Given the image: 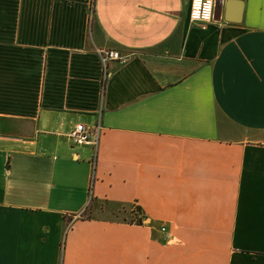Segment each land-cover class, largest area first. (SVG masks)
<instances>
[{
	"label": "crops",
	"instance_id": "crops-1",
	"mask_svg": "<svg viewBox=\"0 0 264 264\" xmlns=\"http://www.w3.org/2000/svg\"><path fill=\"white\" fill-rule=\"evenodd\" d=\"M216 1L0 0V264H264V0Z\"/></svg>",
	"mask_w": 264,
	"mask_h": 264
},
{
	"label": "built area",
	"instance_id": "built-area-1",
	"mask_svg": "<svg viewBox=\"0 0 264 264\" xmlns=\"http://www.w3.org/2000/svg\"><path fill=\"white\" fill-rule=\"evenodd\" d=\"M215 8V0H190L189 7V20L192 23H207L213 19V13ZM92 7L89 6V11L91 13ZM100 54L101 62L103 65V73L106 75L108 73L107 63L110 60H123L124 57L119 50L114 48L102 47L98 49ZM102 126L99 122L95 125H85L82 123L76 124L68 132L69 138L75 143H87L92 144L94 151H96L97 141L100 137ZM95 158V152H94ZM94 158L92 160L94 169ZM91 178H93L91 176ZM161 230H165L162 226Z\"/></svg>",
	"mask_w": 264,
	"mask_h": 264
},
{
	"label": "rangeland",
	"instance_id": "rangeland-1",
	"mask_svg": "<svg viewBox=\"0 0 264 264\" xmlns=\"http://www.w3.org/2000/svg\"><path fill=\"white\" fill-rule=\"evenodd\" d=\"M115 212L117 213L118 216L123 217L126 220H134L138 215V212H136L135 205L131 204V201H129L124 208L119 209V212L118 211Z\"/></svg>",
	"mask_w": 264,
	"mask_h": 264
},
{
	"label": "water",
	"instance_id": "water-1",
	"mask_svg": "<svg viewBox=\"0 0 264 264\" xmlns=\"http://www.w3.org/2000/svg\"><path fill=\"white\" fill-rule=\"evenodd\" d=\"M218 3H219V1H216L215 8H214V13L218 11V7L216 6V4H218Z\"/></svg>",
	"mask_w": 264,
	"mask_h": 264
},
{
	"label": "trees",
	"instance_id": "trees-1",
	"mask_svg": "<svg viewBox=\"0 0 264 264\" xmlns=\"http://www.w3.org/2000/svg\"><path fill=\"white\" fill-rule=\"evenodd\" d=\"M135 208H136V206H135ZM140 216H142V215H140Z\"/></svg>",
	"mask_w": 264,
	"mask_h": 264
}]
</instances>
